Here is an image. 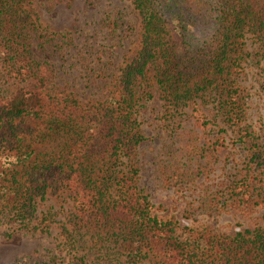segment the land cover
<instances>
[{
	"label": "trees",
	"instance_id": "1",
	"mask_svg": "<svg viewBox=\"0 0 264 264\" xmlns=\"http://www.w3.org/2000/svg\"><path fill=\"white\" fill-rule=\"evenodd\" d=\"M26 1L0 0V157L17 160L11 167L0 160V226L47 231L55 213L39 212L38 205L49 192L68 208L52 248L4 264H87L92 251L98 264H264V222L209 235L204 243L182 239L172 218L152 213L134 161L145 138L137 105L152 96L141 89L152 68L167 108L201 99L215 108L219 132L235 131L233 140L248 144L252 165L228 187L264 202V154L243 123L247 93L240 81L247 34L264 61V0H130L139 16L136 46L94 101L60 88L51 65L33 56L27 30L41 25ZM104 26L117 35L115 20ZM259 89L264 96V74ZM51 142L35 152L36 144ZM248 170L258 171L259 183Z\"/></svg>",
	"mask_w": 264,
	"mask_h": 264
},
{
	"label": "rangeland",
	"instance_id": "2",
	"mask_svg": "<svg viewBox=\"0 0 264 264\" xmlns=\"http://www.w3.org/2000/svg\"><path fill=\"white\" fill-rule=\"evenodd\" d=\"M25 7L41 25L27 30L31 52L51 65L55 83L80 101L102 99L124 55L137 43L139 16L130 0H27ZM109 18L118 24L117 35L112 37L104 26ZM244 47L248 53L240 80L247 93L243 123L255 131L264 154V96L259 89L264 61L256 55L257 43L249 34ZM101 71L105 77L96 76ZM145 80L141 89L152 96L141 98L137 105L139 128L145 138L136 148L134 161L141 169L138 185L149 195L152 213L172 218L180 238H196L202 243L209 235H232L237 228L262 224L264 202L246 194L233 195L228 187L250 168L252 151L248 144L234 141L235 131H218V117L211 104L197 99L177 110L167 108L152 68ZM54 143H38L35 152ZM248 171L259 183L255 177L258 171ZM66 208L61 196L49 192L38 205L39 212L51 209L55 213L47 231L0 226V264L22 253L40 254L52 248L60 237L58 220ZM91 233L85 234L86 250ZM112 248L115 256L117 248ZM98 259V251L86 254L87 264H98Z\"/></svg>",
	"mask_w": 264,
	"mask_h": 264
},
{
	"label": "clouds",
	"instance_id": "3",
	"mask_svg": "<svg viewBox=\"0 0 264 264\" xmlns=\"http://www.w3.org/2000/svg\"><path fill=\"white\" fill-rule=\"evenodd\" d=\"M0 160H4V162H5V167H11L12 164L17 163V160H16V157H15V156H12V157H10V158H3V157H0Z\"/></svg>",
	"mask_w": 264,
	"mask_h": 264
}]
</instances>
